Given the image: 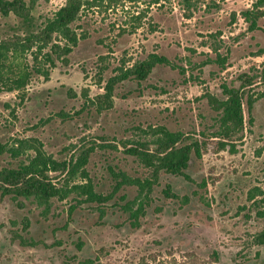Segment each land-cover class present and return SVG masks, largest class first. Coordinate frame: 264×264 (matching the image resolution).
<instances>
[{
	"label": "rangeland",
	"instance_id": "374dc122",
	"mask_svg": "<svg viewBox=\"0 0 264 264\" xmlns=\"http://www.w3.org/2000/svg\"><path fill=\"white\" fill-rule=\"evenodd\" d=\"M66 1L27 0L36 25ZM257 1L205 0L191 12L181 0L85 10L73 25L85 38L68 65L57 62L48 80L34 74L24 91L0 84V143L37 138L59 161L95 147L86 169L96 191L109 195L117 184L113 171L152 175L125 145L152 140L151 129L160 126L184 133V145L203 139L201 132L211 138L218 113L202 95L224 99V84L240 87L245 75L254 80L246 88L245 130L235 152L215 153L213 145L202 158L193 152L186 170L191 180L163 172L138 228L125 209L138 198L137 186H124L106 204L53 199L49 210L34 199L0 197V264H185L214 252L218 264H264V245L254 242L264 229V17L250 31L242 15ZM21 25L14 14H0V41L25 34ZM152 53L185 67L186 74L158 65L146 80L118 84L112 109L90 104L121 67ZM217 53L227 56L225 69ZM32 56L24 63L32 65ZM249 94L258 97L251 111ZM26 158L3 154L0 169ZM168 187L177 198L166 196Z\"/></svg>",
	"mask_w": 264,
	"mask_h": 264
},
{
	"label": "trees",
	"instance_id": "16d2710c",
	"mask_svg": "<svg viewBox=\"0 0 264 264\" xmlns=\"http://www.w3.org/2000/svg\"><path fill=\"white\" fill-rule=\"evenodd\" d=\"M160 4L162 0H67L65 5L58 9L54 15L47 18L40 25H36L32 14L33 7L27 0H0V14L10 16L14 14L21 21L25 34L15 35L0 41V84L9 91H24L34 74L44 76L47 80L57 62L69 64V56L79 45L84 35H81L73 25L81 18L85 10L106 7L107 9L125 3L147 2ZM205 0H181L187 10L191 12L199 3ZM192 14V13H191ZM244 20L249 24V30L259 29V20L264 17V0H258L254 6L245 10ZM141 17H138L140 20ZM219 49L215 48L217 52ZM33 55V64L24 63V58L30 53ZM217 62L225 69L227 56L217 53ZM8 65V71H4ZM158 65H168L179 69L186 74L187 69L177 65L167 57L158 53L150 54L147 59L138 61L129 67H121L119 73L110 78L104 86V93L94 99L90 104L97 105L100 111L114 107V96L117 85L129 79L146 80ZM245 82L240 87L223 85L225 98H218L207 91L201 98L208 100L209 104L218 113V129L212 133L211 138L201 132L203 139H197L190 144H183L188 138L182 132H173L166 127L152 128V140L136 144L125 145V153L135 157L146 168L152 171L151 177L133 178L124 172H112L117 178L114 191L104 195L96 191L94 182L86 169L90 154L95 147L85 150L78 158L69 161H59L49 154L44 144L37 138L15 139L12 145L0 143V156L9 154L14 159L26 156L17 167L0 169V197L11 196L14 200L19 198L34 199L40 206L49 210L53 199L61 201L75 196L78 203L106 204L124 186H137L138 198L127 202L125 209L130 213L132 225L141 226L140 220L147 214V208L153 202L154 187L159 184L161 174L167 173L183 176L191 180L186 173L189 168L192 153L202 158L210 148L215 153L229 151L234 153L235 143L245 130V96L246 88L253 85L252 77L245 75ZM259 97H264V93ZM258 97L248 95L247 106L252 110ZM151 145L154 148H150ZM52 174H60L58 177ZM84 182H77V179ZM204 182V186H206ZM167 197L177 198L168 187L165 191ZM253 193H249V201L254 200ZM137 206V207H136ZM264 215V213H263ZM26 225V229L28 228ZM257 245H264V229L254 237ZM219 257L214 252L206 260L194 256L185 264H218ZM93 264L92 261H87Z\"/></svg>",
	"mask_w": 264,
	"mask_h": 264
}]
</instances>
